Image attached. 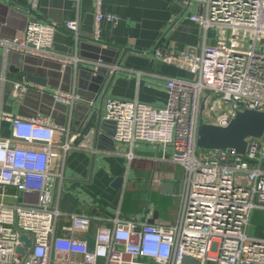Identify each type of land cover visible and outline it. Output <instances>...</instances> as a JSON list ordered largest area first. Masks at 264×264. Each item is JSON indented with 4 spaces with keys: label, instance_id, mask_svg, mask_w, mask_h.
<instances>
[{
    "label": "built area",
    "instance_id": "built-area-1",
    "mask_svg": "<svg viewBox=\"0 0 264 264\" xmlns=\"http://www.w3.org/2000/svg\"><path fill=\"white\" fill-rule=\"evenodd\" d=\"M37 2L28 0L29 12ZM92 4V40L97 43L101 22L115 24L117 17L102 13L103 0ZM190 4L201 7V13L189 17L191 22L205 33L225 30L226 39L216 36L214 45L204 44L194 55L165 57L160 49L154 54L194 80L167 79L162 107L120 100L105 105V119L114 123V143L130 148L128 163L137 144L172 148L170 161L183 171L175 224H149L117 211L103 219L109 226L95 231L90 246L76 239V233L89 231L92 220H101L74 214L69 224L58 226L62 214L56 198L64 160L81 134L70 137L69 123L59 126L48 116H17L11 119V137L0 139V197L7 196L4 189H13V203L0 202V264H264V238L247 234L251 213L264 210V134L246 140L244 155L227 149L197 156L196 146L199 120L224 127L238 112H264V0H188ZM62 27L79 39L77 21ZM60 28L56 22L30 21L13 39L0 36V49L76 69L84 61L53 51ZM93 65L109 67L101 59ZM29 89L47 93L70 114L80 100L74 91L45 92L24 81L14 85V95L19 98ZM57 134L65 140L58 141ZM239 178L247 183H238Z\"/></svg>",
    "mask_w": 264,
    "mask_h": 264
},
{
    "label": "crops",
    "instance_id": "crops-1",
    "mask_svg": "<svg viewBox=\"0 0 264 264\" xmlns=\"http://www.w3.org/2000/svg\"><path fill=\"white\" fill-rule=\"evenodd\" d=\"M27 5L28 0H0V36L11 40L30 21L61 25L54 35L53 51L75 56L84 62H79L76 69L69 67L70 76L53 79L58 85L56 88L46 86L39 89L45 92L63 89L64 92L74 91L84 98H92L94 94L89 91L88 70L92 74L99 68L110 72L115 70L107 100L102 104L103 116L108 100L138 101L162 107L167 98L164 89L167 79L194 80L187 71L163 63L155 56L156 49H160L165 57L179 53L194 55L204 44L211 46L216 43L215 29L205 33L189 20L190 16L201 13V7L188 5V0H103L102 13L114 15L117 22H101L97 43L92 40V0H38L33 12L28 11ZM69 21L78 23L77 41L62 27ZM99 46L109 48L107 54L101 55ZM9 54L10 57L0 49V139L11 137V119L18 116L25 94L19 98L14 95V85L23 81L18 74L8 72L5 76L8 68L18 69L22 64L20 54ZM98 57L112 68L96 69L93 64ZM115 60L116 65L113 64ZM29 67L37 68L33 63ZM94 106H98V101ZM83 112L84 108L78 101L71 114L67 111L62 118L63 126L69 123V136L80 133L81 137L76 141L77 147L72 148L64 160L63 182L56 198L62 214L58 226L69 224V216L74 214L101 218L91 221L88 232L75 234L76 239L87 240L90 246L95 231L101 226H109L103 219L117 211L123 218L137 221L145 218L149 224H175L183 189V171L170 161L172 148L137 144L131 149L133 158L128 163L125 154L130 148L126 145H117L113 141V147L106 144L100 150L80 147L86 134L81 127ZM56 139L62 142L65 136L57 134ZM118 178H122V184L115 187ZM164 183L173 185L172 194L163 192ZM4 192L7 196L0 197V202L12 204L9 196L13 189L6 188ZM260 216H264V210H254L250 215L247 234L251 237L264 238V220ZM57 234L67 236L60 230Z\"/></svg>",
    "mask_w": 264,
    "mask_h": 264
},
{
    "label": "water",
    "instance_id": "water-1",
    "mask_svg": "<svg viewBox=\"0 0 264 264\" xmlns=\"http://www.w3.org/2000/svg\"><path fill=\"white\" fill-rule=\"evenodd\" d=\"M200 13V12H199ZM99 53L101 55L107 54L108 49L100 47ZM126 51H124L125 53ZM10 53V52H9ZM8 53V57L11 54ZM196 54V53H195ZM118 55V54H117ZM22 64L18 69L8 68L5 72L7 77L8 72L18 74L21 80L28 84L45 88L46 86L57 87L56 81L53 79H60L61 77H68L71 75V68H61L60 65L43 61L31 57H22ZM118 57V56H117ZM102 59L101 57L97 58ZM34 60L35 62H32ZM120 62V61H119ZM118 62V64H119ZM37 68L32 69L30 64ZM117 60L113 61L116 65ZM116 71L104 70L99 68L95 74L88 70L89 91L94 94L92 98H84L81 93H77L84 108L83 118L81 120V127H83V134H85L80 147L104 149L106 144L114 146L112 137L114 135V123L105 119L102 112L103 101L107 100V92L114 79ZM78 75V74H77ZM80 75V74H79ZM108 80L106 81V78ZM63 91V89H60ZM64 92V91H63ZM99 99V100H98ZM98 101V106L95 103ZM76 108V107H75ZM67 112V108L63 105L54 103L52 97L46 93H40L35 90H27L23 96L22 104L18 108V116L22 118H34L37 113L48 116L54 120V123L63 126L62 118ZM60 114L62 115L60 118ZM264 134V112H256L245 110L238 112L234 119L230 120L226 126L220 127L206 124L203 120H199L197 127L196 146L200 152L207 150H235L237 154L244 155L247 147L246 140L250 138H261ZM238 183H247V180L238 179ZM115 187L122 184V178L115 180ZM162 190L166 194H172L174 187L172 184L164 183ZM25 246H29V241L26 237H21ZM18 253L22 252V248L17 249ZM185 263L190 262L189 258H184Z\"/></svg>",
    "mask_w": 264,
    "mask_h": 264
},
{
    "label": "rangeland",
    "instance_id": "rangeland-1",
    "mask_svg": "<svg viewBox=\"0 0 264 264\" xmlns=\"http://www.w3.org/2000/svg\"><path fill=\"white\" fill-rule=\"evenodd\" d=\"M215 31V36H217V37H223L224 38V40L226 39V35H227V31H225V30H217V29H215L214 30ZM221 31V32H220ZM263 45H264V43H263ZM244 48L245 49H248V45L247 44H245L244 45ZM219 105H216V111L218 112L219 111ZM200 154V151L199 150H197V156ZM10 195H13V192L12 193H10ZM11 199V201H12V203H13V199L12 198H10ZM7 203V202H6ZM9 203H11V202H9ZM8 203V204H9ZM260 219H262V220H264V216H260L259 217Z\"/></svg>",
    "mask_w": 264,
    "mask_h": 264
}]
</instances>
